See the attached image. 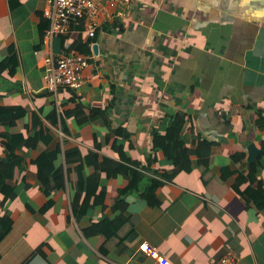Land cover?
Returning <instances> with one entry per match:
<instances>
[{
  "label": "crops",
  "instance_id": "crops-1",
  "mask_svg": "<svg viewBox=\"0 0 264 264\" xmlns=\"http://www.w3.org/2000/svg\"><path fill=\"white\" fill-rule=\"evenodd\" d=\"M46 7L0 0V264H264V0H130L49 46ZM67 53L81 85L46 89Z\"/></svg>",
  "mask_w": 264,
  "mask_h": 264
},
{
  "label": "built area",
  "instance_id": "built-area-1",
  "mask_svg": "<svg viewBox=\"0 0 264 264\" xmlns=\"http://www.w3.org/2000/svg\"><path fill=\"white\" fill-rule=\"evenodd\" d=\"M130 0H46L47 7L42 10L48 21L44 30L43 43L51 45L52 38L58 33L67 31L74 23L83 27L89 37L95 36V31L101 26L104 17L113 13L112 8H119ZM86 65L81 54L67 53L63 55L50 54L44 58L43 78L46 89L55 91L59 86L77 89L82 81V69ZM148 256L156 259L159 264H168L157 252L156 248L147 244L140 246ZM235 255L231 252L220 257L216 264H233Z\"/></svg>",
  "mask_w": 264,
  "mask_h": 264
},
{
  "label": "trees",
  "instance_id": "trees-1",
  "mask_svg": "<svg viewBox=\"0 0 264 264\" xmlns=\"http://www.w3.org/2000/svg\"><path fill=\"white\" fill-rule=\"evenodd\" d=\"M19 1L20 0H8V4H9L10 7H12L14 5H17L19 3ZM42 15H43V13H42ZM46 21H47V19H46ZM47 26H48V21L46 22V26L45 27L47 28ZM64 155H65L66 160H68L69 159L68 158V154L66 152H64ZM45 156H47L48 162H53L56 159H58V157L60 156V154H58V152L55 151V149L53 148V151L50 152V153H46ZM235 158H240V156H234L233 159H235ZM67 162H65V163H67ZM98 163L99 162H97L96 164L99 165ZM256 167H257L256 164H247V168L249 170H255ZM65 169H66V172L68 173V168L65 167ZM63 170H64V167H59L57 170H55L54 172L51 173L52 178H54L53 179L54 182L56 184H58V186L59 185L62 186V184L64 183L63 182V180H64V172H63ZM243 180H247L246 179V175H244V171H240L238 173V175L234 178V183H233L234 188L236 186H238ZM2 184H3V180H2V177L0 175V190H2V188H3L1 186ZM154 189H155V185L152 184V185L148 186V190L144 191L145 197L148 198V200L150 201V203H153L155 201V196H154L155 195V192H154ZM77 190H80V188L79 187H76V191ZM3 192H4V196H3L4 199L3 200H6L8 198V196L11 194V190L10 189H6ZM241 195L244 198H246L245 195H244V193H241ZM255 204L258 207V210L264 211V193H262L260 187H258V199L256 200ZM10 224H11V218H10L9 214L5 213L2 216H0V237L3 236L8 231V229L10 228Z\"/></svg>",
  "mask_w": 264,
  "mask_h": 264
},
{
  "label": "water",
  "instance_id": "water-1",
  "mask_svg": "<svg viewBox=\"0 0 264 264\" xmlns=\"http://www.w3.org/2000/svg\"><path fill=\"white\" fill-rule=\"evenodd\" d=\"M262 153V151L261 150H258L255 146H254V144H250L249 146H248V161L249 162H254L255 161V159H256V157H257V155H259V154H261Z\"/></svg>",
  "mask_w": 264,
  "mask_h": 264
}]
</instances>
